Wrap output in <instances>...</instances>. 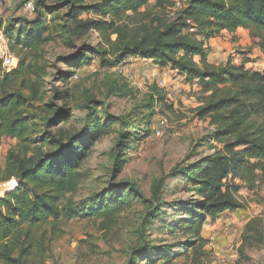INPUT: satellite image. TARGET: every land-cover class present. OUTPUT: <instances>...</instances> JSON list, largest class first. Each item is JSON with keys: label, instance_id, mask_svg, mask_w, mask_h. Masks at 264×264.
Wrapping results in <instances>:
<instances>
[{"label": "trees", "instance_id": "1", "mask_svg": "<svg viewBox=\"0 0 264 264\" xmlns=\"http://www.w3.org/2000/svg\"><path fill=\"white\" fill-rule=\"evenodd\" d=\"M150 1L62 2L58 9L67 11L59 17L61 29L76 51L57 58L65 69L53 75L41 65L39 51L53 40L56 29L41 13L26 29L15 22L5 29L9 48L20 64L0 78V144L4 139L17 142L5 166L0 164V184L16 178L19 185L0 200V264H44V227L78 216L68 197L78 190L82 168L107 125L95 123L91 113L78 130L68 132L61 126L70 123L72 108L67 104L75 70L96 57L104 65V59L112 56L111 66L133 57L150 60L202 87L206 101L196 116L216 127L208 140L221 148L191 167L199 201L190 214L194 218L190 230L200 236L208 218L216 221L226 212L242 210V190H264V71L230 62L217 67L209 62L206 47L221 32L236 34L244 29L264 53V0H189L170 20L150 10ZM36 3L37 7L42 4ZM174 6L171 0H158L154 8L166 12ZM55 12L47 11L48 15ZM93 33L101 40L96 49L86 43L77 46ZM59 102L64 105L59 107ZM87 104L94 103L88 99ZM41 132L43 136L38 137ZM99 214L96 207L81 216ZM247 230L254 227L249 224ZM250 240L244 237V244Z\"/></svg>", "mask_w": 264, "mask_h": 264}, {"label": "rangeland", "instance_id": "2", "mask_svg": "<svg viewBox=\"0 0 264 264\" xmlns=\"http://www.w3.org/2000/svg\"><path fill=\"white\" fill-rule=\"evenodd\" d=\"M38 1L42 4L36 5L34 16L28 18L20 7H12L0 24L6 29L15 22L26 29L41 13L56 29L53 40L39 51L41 65L53 75L57 69H65L57 58L76 51L67 44L59 19L67 10L58 7L69 0ZM157 1H150V10L170 20L189 0H178L181 9L169 7L166 12L154 8ZM49 9L56 12L48 15ZM211 39L213 48L207 47L211 64L218 67L230 62L264 71V53L249 31L233 37L224 31ZM83 43L96 49L101 40L93 33L77 46ZM216 47L226 49L222 56L214 53ZM16 58L20 64L19 56ZM142 60L128 62L126 67L111 66L114 59L109 55L104 65L96 57L75 70L67 104L72 108L70 123L61 127L68 132L78 130L91 113H95L91 116L95 123L107 126L82 168L78 190L68 197L78 216L43 229L47 235L44 264H264V190H242V210L226 212L216 221L208 218L200 236L190 230L194 224L190 214L199 201L190 179L191 167L221 148L208 140L216 127L196 116L206 101L198 81L188 83L185 74ZM4 73L0 63V78ZM161 81L164 86L159 85ZM170 92L174 93L172 100ZM50 97L48 94L46 102ZM88 99L94 104L88 105ZM161 119L168 127L159 136L156 129ZM16 144L10 139L1 142L2 166ZM96 207L101 214L81 216ZM249 224L254 231L247 230ZM244 237L251 239L248 245ZM204 242L207 245L202 247Z\"/></svg>", "mask_w": 264, "mask_h": 264}, {"label": "built area", "instance_id": "3", "mask_svg": "<svg viewBox=\"0 0 264 264\" xmlns=\"http://www.w3.org/2000/svg\"><path fill=\"white\" fill-rule=\"evenodd\" d=\"M36 1L37 0H0V19H2L3 14L10 10L12 7H20L23 11V15L26 17H32L36 12ZM175 9H181V3L175 0ZM191 24V22H188ZM194 32V29H190ZM136 61V58H129L128 60L122 62L119 66L126 67L128 62ZM0 63L4 67L5 71L11 72L16 69L19 65V60L16 58L15 54L11 52L9 48V39L5 34V28L0 24ZM160 86H164V82L159 83ZM166 89V88H165ZM169 97H173L174 93L170 92ZM168 127V122L165 119H161L159 125L156 129V134L162 136ZM19 185V181L13 178L9 181L0 184V200H2L7 194L15 191Z\"/></svg>", "mask_w": 264, "mask_h": 264}, {"label": "crops", "instance_id": "4", "mask_svg": "<svg viewBox=\"0 0 264 264\" xmlns=\"http://www.w3.org/2000/svg\"><path fill=\"white\" fill-rule=\"evenodd\" d=\"M247 30H244V29H240L236 34H230L227 32L228 35H231L232 37L233 36H241V33L242 32H246ZM226 32V31H225ZM213 42H214V39H210L207 43H206V47H211L213 48ZM220 47H216L215 49H212L214 51V53H218V57L222 56L221 54L224 52V50H226L225 48L224 49H219ZM260 51V49H259ZM261 52V51H260ZM262 53V52H261ZM140 59L136 58V61H139ZM142 61H145V62H152L154 63L153 61H150V60H142ZM162 69H170L169 68H162ZM172 69V68H171ZM173 72H176V70L174 71V69H172ZM182 75V74H181ZM182 76H179V79L181 78ZM189 83V82H188ZM200 86V85H199ZM201 87V86H200ZM202 88V87H201Z\"/></svg>", "mask_w": 264, "mask_h": 264}]
</instances>
